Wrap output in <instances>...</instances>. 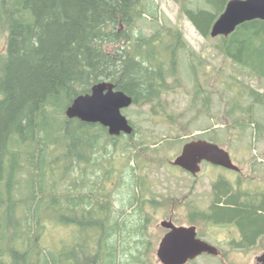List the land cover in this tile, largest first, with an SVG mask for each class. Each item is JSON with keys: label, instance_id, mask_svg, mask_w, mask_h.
Masks as SVG:
<instances>
[{"label": "trees", "instance_id": "obj_1", "mask_svg": "<svg viewBox=\"0 0 264 264\" xmlns=\"http://www.w3.org/2000/svg\"><path fill=\"white\" fill-rule=\"evenodd\" d=\"M205 1L206 9L183 11L207 38L230 0ZM151 6L150 0H0V30L7 32L0 55V264H149L153 213L147 205L155 209L158 203L147 199L135 175L139 154L128 140L136 129L132 136L111 137L101 125L69 120L65 112L104 81L131 96L133 105L160 107L176 69L173 62L165 71L164 56L155 48L158 34H136L139 22L156 20ZM173 39L182 44L179 34ZM221 43L227 58L264 79V21L242 24ZM249 96L264 109V94L250 89ZM121 139H126L121 157L127 158L119 169ZM108 143L114 147L110 160ZM53 146L56 164L64 160L61 178L50 164ZM24 157L33 173L26 196L17 199ZM115 177L117 187H127L121 206L107 192ZM214 192L210 212L192 210L193 221L235 225L241 239L231 243L234 248L264 238V191L235 190L221 180ZM48 220L74 229L71 246L58 252L44 248Z\"/></svg>", "mask_w": 264, "mask_h": 264}, {"label": "rangeland", "instance_id": "obj_2", "mask_svg": "<svg viewBox=\"0 0 264 264\" xmlns=\"http://www.w3.org/2000/svg\"><path fill=\"white\" fill-rule=\"evenodd\" d=\"M150 1L157 18L148 17L147 22H139L136 34L145 37L158 34L155 48L164 56L165 71L169 72L174 62L176 75L168 79L172 89L162 95L160 107L132 105L122 111L137 131L128 140L139 154L133 164L135 175L143 181L147 199L158 203L155 209L147 205L153 213L148 231L153 245L149 264H160L156 253L167 232L160 224L170 219L177 226H196L199 237L222 253L217 257L203 255L189 264H257V258L264 253V238L246 249H235L231 243L241 239L236 226L193 221L191 215L194 210L207 211L214 200V185L221 180L241 191H264V109L249 96L250 89L264 94V79L227 58L220 49L221 37L202 36L185 15L184 6L194 10L208 8L205 0ZM173 33L180 35L182 44L173 39ZM6 44L7 32L2 29L0 55ZM251 105L253 110L249 109ZM199 139L226 150L241 171L203 164L201 172L193 176L171 164L186 143ZM125 140L116 142L119 169L126 163L127 156L121 157L120 151ZM27 143L23 151L31 145ZM108 144L106 160L114 152L113 144ZM57 147L49 148L48 154L50 164L54 163L55 176L61 178L64 160L61 158L57 164L54 161L59 153ZM22 164L24 167L16 177L17 199L26 196V183L33 173L25 157ZM48 175L52 177L51 168ZM117 181L115 177L109 182L107 192L111 201L121 206L128 198L127 187H117ZM4 185L5 182L3 190ZM24 211L25 208L21 209L19 215ZM74 233L71 227L48 220L41 244L47 250L58 252L65 244L72 245Z\"/></svg>", "mask_w": 264, "mask_h": 264}, {"label": "water", "instance_id": "obj_3", "mask_svg": "<svg viewBox=\"0 0 264 264\" xmlns=\"http://www.w3.org/2000/svg\"><path fill=\"white\" fill-rule=\"evenodd\" d=\"M254 20L264 21V0H230L213 24L210 36L228 38L239 26ZM133 104L131 96L104 81L94 85L90 93L76 97L65 115L69 120L101 125L111 137L132 136L135 129L122 111ZM205 162L234 172L241 171L226 150L201 139L186 143L171 164L197 176ZM160 226L167 230L156 253L160 264H189L203 255H221L217 247L198 236L194 225L177 226L170 219L162 221ZM257 264H264V253L257 258Z\"/></svg>", "mask_w": 264, "mask_h": 264}, {"label": "flooded vegetation", "instance_id": "obj_4", "mask_svg": "<svg viewBox=\"0 0 264 264\" xmlns=\"http://www.w3.org/2000/svg\"><path fill=\"white\" fill-rule=\"evenodd\" d=\"M203 164H208V163H203ZM211 165V164H210ZM237 173H239V172H237ZM234 186V185H233ZM235 188V187H234ZM235 190H238V189H236L235 188ZM245 192V191H244ZM248 192H251V191H248ZM212 204H213V202H212ZM212 204L209 206V208L207 209V211L206 212H210V208H211V206H212ZM235 226V225H234ZM239 230V229H238ZM197 231H198V229H197ZM240 232V231H239ZM241 235V234H240ZM198 236H199V234H198ZM235 249H246V247H244V248H235ZM222 254V253H221Z\"/></svg>", "mask_w": 264, "mask_h": 264}]
</instances>
